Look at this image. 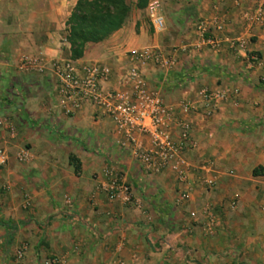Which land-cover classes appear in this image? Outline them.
Here are the masks:
<instances>
[{
  "label": "crops",
  "instance_id": "obj_1",
  "mask_svg": "<svg viewBox=\"0 0 264 264\" xmlns=\"http://www.w3.org/2000/svg\"><path fill=\"white\" fill-rule=\"evenodd\" d=\"M76 1L0 0V147L7 158L1 174L13 179L0 201V264H43L52 257L60 264H264V27L242 17L261 0H166L159 32L145 9L132 8L120 29L86 44L77 60L108 66L105 87L111 88L127 52L176 49L175 63L150 67L146 80L192 126L184 201L173 174L143 171L91 106L70 116L61 111L48 67L69 56L64 23ZM213 14L223 29L211 48L193 24ZM38 54L44 74L18 70L20 57ZM251 54L256 63L248 61ZM200 87L226 93L207 120L177 105L194 100ZM23 146L20 166L29 176L17 184L13 156ZM68 156L79 164L77 176ZM104 168L123 173L131 203L98 191ZM17 248L23 255L15 262Z\"/></svg>",
  "mask_w": 264,
  "mask_h": 264
},
{
  "label": "built area",
  "instance_id": "obj_2",
  "mask_svg": "<svg viewBox=\"0 0 264 264\" xmlns=\"http://www.w3.org/2000/svg\"><path fill=\"white\" fill-rule=\"evenodd\" d=\"M166 0H147L145 13L153 32L162 30L159 14L160 4ZM250 25L264 27V0L259 1L242 15ZM195 33L209 47L216 46L215 36L223 29L220 16L213 14L201 18L193 24ZM65 42V41H64ZM176 49L167 54L148 46L125 54V67L115 79L111 88H106L112 71L108 66L78 62L70 58L54 59L49 63V73L53 80V94L65 116L74 115L81 107L91 106L100 116L109 120L120 148L127 149L130 157L148 174L170 171L177 184L178 198L184 201L188 196L189 165L184 155L194 148L191 136L192 126L163 103L146 80L150 67L172 66ZM248 61L256 63L258 58L249 55ZM47 66L43 56H22L18 59V70L34 74H44ZM226 96L225 91H211L200 87L195 99H183L177 105L185 112H193L204 120L209 119ZM1 125V122H0ZM9 128V127H8ZM26 153L16 154L23 161ZM7 161L5 151L0 147V169ZM104 182L98 191L107 200L121 204L132 202L131 190L121 171L113 168L102 170ZM206 190L213 189V183L204 182ZM194 217V213L189 214ZM23 251H15V258L21 260ZM61 259L52 257L43 264H60Z\"/></svg>",
  "mask_w": 264,
  "mask_h": 264
},
{
  "label": "trees",
  "instance_id": "obj_3",
  "mask_svg": "<svg viewBox=\"0 0 264 264\" xmlns=\"http://www.w3.org/2000/svg\"><path fill=\"white\" fill-rule=\"evenodd\" d=\"M146 4L147 0H77L64 23L68 58H81L86 44L106 39L121 28L130 8L142 10ZM67 159L77 176V160L72 156Z\"/></svg>",
  "mask_w": 264,
  "mask_h": 264
},
{
  "label": "rangeland",
  "instance_id": "obj_4",
  "mask_svg": "<svg viewBox=\"0 0 264 264\" xmlns=\"http://www.w3.org/2000/svg\"><path fill=\"white\" fill-rule=\"evenodd\" d=\"M132 8H130V10H131ZM129 10V11H130ZM89 44V43H88ZM86 46V45H85ZM36 89V91H32L33 93H36V94H34L33 96H34V98H33V100H36L37 98H38V96H39V91L37 90L38 88H35ZM24 148H20V149H18V151L17 152H15V154H14V156H13V160H14V162H13V169H14V172H15V174H16V183L18 184V178L19 179H26L28 176H29V172H28V170H26L25 168H23L24 167V165H25V162H23V161H19L17 158H16V154L20 151V150H23V151H25L26 149H27V146H23ZM23 166V167H21V166ZM6 164H5V166L4 167H2L1 169H0V201L2 200V198L3 197H5L6 195H7V191H8V187H7V185H12V180L11 179H6L5 177H3V174H1V172H3V170H5L6 169ZM27 198H28V196H27V194H23V199H25V201L23 202V204H22V206H24V208H26L27 206H26V204L25 203H27ZM0 205H1V203H0ZM1 208H0V215H1ZM1 219V218H0ZM16 250H18V248L16 249ZM13 257H14V261L15 262H18V259H16L15 258V253H14V255H13Z\"/></svg>",
  "mask_w": 264,
  "mask_h": 264
}]
</instances>
